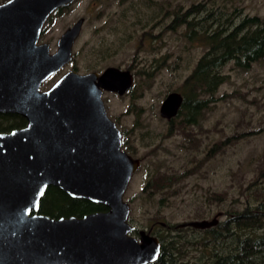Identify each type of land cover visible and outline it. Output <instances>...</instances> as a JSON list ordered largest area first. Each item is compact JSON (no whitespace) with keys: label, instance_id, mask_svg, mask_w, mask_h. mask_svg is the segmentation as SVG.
<instances>
[{"label":"water","instance_id":"95a60500","mask_svg":"<svg viewBox=\"0 0 264 264\" xmlns=\"http://www.w3.org/2000/svg\"><path fill=\"white\" fill-rule=\"evenodd\" d=\"M75 0H6L0 3V113L26 125L0 132V264H148L161 243L145 230L131 234L124 194L140 161L122 149V133L108 115L103 93L124 95L134 84L129 69L69 70L51 87L42 83L72 60L84 18L68 27L50 53L37 40L58 8ZM183 102L172 91L161 117H174ZM49 186L73 198L100 203L104 211L52 218L38 213ZM218 223L191 220L205 229Z\"/></svg>","mask_w":264,"mask_h":264},{"label":"rangeland","instance_id":"374dc122","mask_svg":"<svg viewBox=\"0 0 264 264\" xmlns=\"http://www.w3.org/2000/svg\"><path fill=\"white\" fill-rule=\"evenodd\" d=\"M199 2L207 7L203 15L213 5L229 12L238 7L242 14L264 18V0H214L213 4L208 0H75L54 15L46 34L55 40L84 17L73 48L77 54L41 86L42 90L48 88L74 65L79 72H87L89 65L99 68L94 71L130 66L133 92L103 95L108 115L142 159L124 194L130 205L128 221L137 229H147L154 223L159 236L177 241L184 252L180 260L185 264H199L201 259L219 252L225 243L214 241L209 231L193 227L167 230L157 221L177 225L217 216V227L228 210H240L253 203V191L264 188V175L260 174L264 172V59L253 63L249 70L238 69L232 62L225 65L221 72L227 76L226 81L214 95L219 99L202 112L197 124L183 128L178 126L182 116H177L175 130L168 136L170 125L159 115L163 98L171 91L182 93L184 79L205 50L189 42L181 29H165L166 24L174 10H185ZM103 45L104 61L99 62L91 48L101 47L102 51ZM149 72L153 73L151 77L146 75ZM250 131L254 133L240 137L223 151L217 148L206 158L214 144ZM183 172L188 176L171 187L154 193L145 189L147 181L158 175L176 174L179 178ZM214 193L224 197L215 198Z\"/></svg>","mask_w":264,"mask_h":264},{"label":"trees","instance_id":"16d2710c","mask_svg":"<svg viewBox=\"0 0 264 264\" xmlns=\"http://www.w3.org/2000/svg\"><path fill=\"white\" fill-rule=\"evenodd\" d=\"M5 1L0 0V3ZM208 1L214 3V0ZM211 7V11L204 15L203 12L207 10L204 2L191 4L185 10L177 8L165 27L172 31L181 29L189 42L197 43L205 49L183 82L181 93L183 102L177 115L182 116L178 126L183 128L189 124H197L202 112L219 99L214 95L218 87L226 81L227 76L221 72L225 65L232 62L238 69L249 70L253 63L264 59L263 17L242 14V9L238 7L231 12L222 7L218 9L213 5ZM62 9L55 10L53 14H58ZM53 14L50 15L48 22L53 19ZM91 51L98 56L99 62L103 59L101 58L103 53L101 47H93ZM97 68L89 65L86 71L98 70ZM129 68L130 66L127 67ZM74 69L78 70L77 65H74ZM152 74L149 72L146 75L151 77ZM132 92L131 89L129 93ZM25 124L26 120L21 115L0 113V132L20 128ZM170 125L174 130L175 125L171 122ZM249 133H254V131L233 134L214 144L206 154V158L217 148L223 151L228 145ZM122 142L123 149L129 151L127 141L123 138ZM260 174L264 175V172L261 171ZM262 175L259 177H263ZM187 176V172L180 174L179 178L176 174L158 175L147 181L145 189L149 188L153 193L158 192L171 187ZM213 195L215 198L218 196L219 199L224 197L223 194L214 193ZM253 197V203H247L240 210H228L224 221L220 222L217 227L207 230L214 241L219 240L225 245L219 252L215 251L210 257L201 259L199 264H264V188L254 190ZM104 210L106 207L100 203L83 198H73L56 186H49L40 199L38 213L58 218L72 215L79 217ZM170 228L173 230L172 226ZM159 239L162 241L159 258L148 264H185L180 260L184 252L177 247V241L166 240L164 236H160ZM227 242L230 244L228 247Z\"/></svg>","mask_w":264,"mask_h":264},{"label":"flooded vegetation","instance_id":"af4514ba","mask_svg":"<svg viewBox=\"0 0 264 264\" xmlns=\"http://www.w3.org/2000/svg\"><path fill=\"white\" fill-rule=\"evenodd\" d=\"M71 5V4H70ZM67 7V6H66ZM66 7H60V8H66ZM59 9V8H58ZM62 9V10H63ZM57 10V9H56ZM55 12V11H54ZM61 12V11H60ZM53 14V13H52ZM50 17V16H49ZM49 17H48V19H49ZM79 18H81V17H79ZM78 18V19H79ZM82 18H84V17H82ZM48 19L46 20V22L44 23V26L42 27V29H41V32H40V34H39V37H38V40H37V44L38 45H47L48 46V50H49V52L50 53H54L56 50H57V48H58V40H59V38H60V36L62 35H60V36H58L55 40H50V39H48L47 38V34H46V32H47V29H48V23H50V22H48ZM76 22V21H75ZM74 22V23H75ZM73 23V24H74ZM85 23V18H84V22H83V24ZM73 24H71L70 26H72ZM69 26V27H70ZM83 26V25H82ZM68 28V27H67ZM66 28V29H67ZM65 29V30H66ZM44 30V31H43ZM64 30V31H65ZM82 30V29H81ZM63 31V32H64ZM81 33V32H80ZM80 35L81 34H79V36H78V38L80 37ZM77 38V39H78ZM77 39H76V41H77ZM76 41L74 42V44L76 43ZM73 48H74V45H73ZM102 58H103V61H104V45H103V47H102ZM75 54H76V52H74L73 51V49H72V59H73V57L75 56ZM71 62V61H70ZM69 62V63H70ZM69 63H67V64H69ZM67 64H65L64 66H66ZM63 66V67H64ZM62 67V68H63ZM61 68V69H62ZM60 69V70H61ZM59 70V71H60ZM70 70H76V69H74V66H73V68L72 69H70ZM58 71V72H59ZM69 71V70H68ZM76 71H78V70H76ZM102 71H104V68L101 70V71H98V72H102ZM58 72H56V73H54V74H52L51 76H49L43 83H42V85L43 84H46L50 79H52ZM67 72V71H66ZM66 72H64V73H66ZM79 72V71H78ZM87 72H90V71H87ZM87 72H80V73H87ZM63 73V74H64ZM62 74V75H63ZM61 75V76H62ZM60 76V77H61ZM59 77V78H60ZM59 78H57V80L59 79ZM134 79V78H133ZM57 80H55L49 87H51ZM41 85V86H42ZM48 87V88H49ZM48 88H46V89H48ZM46 89H44V90H46ZM131 90V89H130ZM129 90V91H130ZM128 91V92H129ZM106 92V91H105ZM127 92V93H128ZM172 92V91H171ZM178 92V91H177ZM170 93V92H169ZM126 94V93H125ZM124 94V95H125ZM103 95H104V93H103ZM164 99V98H163ZM160 108V107H159ZM8 114H16V113H8ZM19 115V114H18ZM160 115V114H159ZM177 115H178V113L174 116V117H172L171 119H166V118H163V117H161V118H163L164 120H166L168 123H169V125H170V122L173 124V122H174V120H175V118L177 117ZM23 117V116H22ZM112 119V118H111ZM26 120V119H25ZM113 120V119H112ZM117 124V123H116ZM26 125V124H25ZM24 125V126H25ZM24 126H22V127H24ZM21 128V127H20ZM14 129H17V128H14ZM174 130H175V128H173ZM11 130H13V129H11ZM10 130V131H11ZM174 130H172L171 129V125H170V128H168L167 129V131L168 132H166V135H168V136H171L172 134V131H174ZM121 131V130H120ZM6 132H9V131H6ZM121 133H122V136H121V140H123V138H124V132H122L121 131ZM165 135V136H166ZM126 141H127V145H128V149H129V151H127V150H125L127 153H129L132 157H134V158H137L139 161H140V165H141V161H142V159L141 158H138L135 154H136V150L134 149V147L131 145V142L128 140V139H125ZM123 143V142H122ZM122 149H123V144H122ZM140 168V167H139ZM203 220V219H202ZM206 220H208V219H206ZM158 222V224L162 227V228H166L167 230H172L171 228H170V226H172L173 227V230H176V229H178V228H183V227H181V226H179V224H177V225H170V224H167V223H165V222H161V221H157ZM185 222H188V221H185ZM182 223H184V222H182ZM181 224V223H180ZM133 226V225H132ZM154 226H155V224L154 223H152L151 225H150V227L149 228H147V229H137L136 227H134V229L131 231V234L132 235H134L135 237H139V231L140 230H145L146 232H148L150 235H153V236H156L158 239H159V229H154ZM185 228H187V227H192V226H184ZM214 227V226H213ZM170 228V229H169ZM194 229H196V230H205V231H207V230H209L210 228H212V227H208V228H205V229H200V228H195V227H193ZM136 229V230H135ZM159 241H160V243H161V246H162V241L159 239Z\"/></svg>","mask_w":264,"mask_h":264},{"label":"bare ground","instance_id":"6f19581e","mask_svg":"<svg viewBox=\"0 0 264 264\" xmlns=\"http://www.w3.org/2000/svg\"><path fill=\"white\" fill-rule=\"evenodd\" d=\"M54 14H55V13H54ZM54 14H53V15H54ZM218 220H219V219H218ZM219 224H220V223H219ZM161 247H162V246H161Z\"/></svg>","mask_w":264,"mask_h":264}]
</instances>
